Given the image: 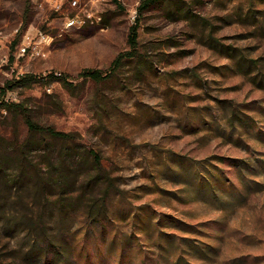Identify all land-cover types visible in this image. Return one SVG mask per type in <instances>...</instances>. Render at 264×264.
<instances>
[{"label":"rangeland","instance_id":"1","mask_svg":"<svg viewBox=\"0 0 264 264\" xmlns=\"http://www.w3.org/2000/svg\"><path fill=\"white\" fill-rule=\"evenodd\" d=\"M72 1L0 0V100L14 103L0 108L2 264H118L123 251L122 264H153L160 219L172 255L186 238L183 264H264V0L151 5L137 55L101 82L78 74L130 49L142 0ZM76 14L86 24L67 28ZM51 72L75 86H7ZM26 113L77 139L31 135Z\"/></svg>","mask_w":264,"mask_h":264},{"label":"trees","instance_id":"2","mask_svg":"<svg viewBox=\"0 0 264 264\" xmlns=\"http://www.w3.org/2000/svg\"><path fill=\"white\" fill-rule=\"evenodd\" d=\"M161 1L163 0H142L141 1V4L138 7L136 22L132 25L131 31L129 34L128 41H129L130 49L119 53L118 56L113 60L108 70H103L99 68H84L83 70L79 72L78 78L91 79L94 82L104 81L110 76H112V74H114L117 71V69L123 64L124 60L130 59L136 56L138 53V45H139V41H138L139 25L138 23L140 20V16L151 5L161 2ZM41 79L51 80V81L60 80L67 87L75 86L74 83H72L68 79L67 75H63V74L56 75L53 72L47 74L46 76H41V77L27 73V74L21 75L17 80L8 82L7 86L11 88H15L16 86H31L33 83L38 82ZM12 104L14 103H9L7 101L1 100L0 108L3 106L10 107ZM25 121H26V124L28 126V129L31 135L40 134L41 136H44V137H48L52 139H59V140H62L68 143L74 142L77 139L76 134L73 132H65V131L57 130L51 126H45V125L39 124L29 115V113L25 114ZM91 153L93 154V157H94V162L96 164L95 167L98 168L99 172L104 174L106 178H108L110 186H113L111 175L108 173L107 169H105V167L103 166L99 154L96 151H91ZM107 205H108V202L106 198H103L100 205L98 204L93 205L92 208L88 212L84 213L85 221L90 224L89 226L91 228H99L98 226L103 221L102 219H100L101 213L104 212L107 214L109 210L107 208ZM156 222H157L156 228L153 229V236L156 235V239H154V243H153V248H154L153 250L155 251V252L153 251V264H183L181 262L182 261L181 249L187 243L185 242L186 238L184 237L180 238L181 243L179 246H177L175 253L172 255V252L170 251V249L172 248V246L174 247L175 245L174 242H175L176 236L173 234H167V233L162 232L161 224L163 223V220L160 219V220H157ZM170 224H171V227L178 226L177 223H175V220L172 221V223ZM33 236H34L33 242L35 244H45V243H48L50 239L48 236H45L44 233L40 232V230H36L35 233L33 232ZM127 240L129 242L131 238H128ZM48 244H50V242ZM188 245L191 246L196 251H199V252L203 251L199 249V246H197L196 243H190V244L188 243ZM178 250L180 253L177 255L176 259L174 260L173 258L176 255ZM98 251H101V249L99 250L97 249V252H96L97 254L98 253L100 254V252ZM58 253H60L61 255L60 251H58ZM89 254L90 253L88 252L87 262L89 261ZM29 256H30V253H29ZM114 256L119 257L118 264H122V259L124 258V251L118 254H114ZM30 258L36 261L38 264L41 262L40 260L38 261V259L40 258L39 256L36 258L35 257H30ZM2 261H3L2 255L0 254V264H2ZM59 262H60V259L56 261V264H59ZM99 264H109V262L107 261L106 257H104V258H100Z\"/></svg>","mask_w":264,"mask_h":264},{"label":"built area","instance_id":"3","mask_svg":"<svg viewBox=\"0 0 264 264\" xmlns=\"http://www.w3.org/2000/svg\"><path fill=\"white\" fill-rule=\"evenodd\" d=\"M71 4L73 6H76L78 4V0H73L71 2ZM85 24H86V19L82 18L79 14H76V15H73V16H67L66 21H65V26L67 28H69V27L81 28ZM27 53H30L31 55H35V54H40V51H38L36 49V46L22 45L20 47V54L21 55H25ZM7 100H8V98H6L5 101H7Z\"/></svg>","mask_w":264,"mask_h":264}]
</instances>
